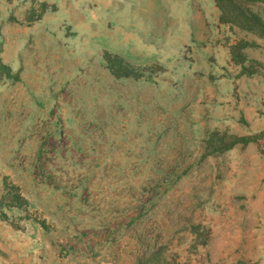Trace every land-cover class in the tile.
I'll use <instances>...</instances> for the list:
<instances>
[{"label": "rangeland", "instance_id": "1", "mask_svg": "<svg viewBox=\"0 0 264 264\" xmlns=\"http://www.w3.org/2000/svg\"><path fill=\"white\" fill-rule=\"evenodd\" d=\"M0 264H264V0H0Z\"/></svg>", "mask_w": 264, "mask_h": 264}]
</instances>
